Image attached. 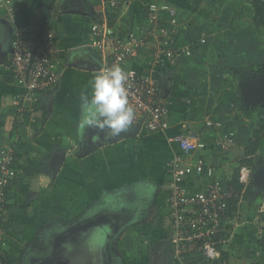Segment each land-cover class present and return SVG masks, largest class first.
<instances>
[{
  "label": "crops",
  "instance_id": "1",
  "mask_svg": "<svg viewBox=\"0 0 264 264\" xmlns=\"http://www.w3.org/2000/svg\"><path fill=\"white\" fill-rule=\"evenodd\" d=\"M151 1L165 2L175 9L178 44L187 42V33V37L196 36L191 25L197 18L218 9L212 0H121L115 9L102 0H15L11 16L0 10V144L13 146L17 170L8 186L0 221L8 264H32L49 255L55 242L85 238L86 233L91 234L88 243L92 250L99 251L93 264H174L169 224L162 217L167 216V166L177 150L169 137L187 129L203 130L204 148L195 150L193 157L204 158L209 176L191 179L190 186L197 190L209 178L223 179L220 168L228 163L223 159L219 162L220 148L215 141L230 128L225 119L232 116L226 114V107L224 114L220 113V105L211 104L202 94L204 78L193 77L192 71L199 64L190 65L195 60L184 64L187 58H181L174 67L152 73L168 104L170 125L166 130L147 131L139 122L127 130L135 132L130 135L111 136L108 130L96 128L78 131L80 96L90 93L89 81L102 60V54L89 44L90 25L104 19L108 25L110 19L109 29L125 34L146 22L145 6ZM199 10L206 14H198ZM23 24L29 28L30 40L37 39L43 25L55 36L59 81L52 89L27 93L13 82L8 67L10 39L14 27ZM203 55L206 51L199 57ZM148 56L142 51L128 64L146 71ZM211 57L217 60L214 54ZM196 62L201 66L214 64ZM205 71L208 73L203 76L216 77L213 74L219 67L209 65ZM206 121L212 124L206 125ZM243 168L252 171L247 164ZM257 186H250L253 197L264 189ZM242 191L244 188L240 200L246 199ZM235 201L222 233L228 236L232 219L237 218L240 225L222 246V252L229 255L227 264H264V212L257 213L256 208L253 214H245L241 202ZM92 234L96 241H91Z\"/></svg>",
  "mask_w": 264,
  "mask_h": 264
},
{
  "label": "built area",
  "instance_id": "2",
  "mask_svg": "<svg viewBox=\"0 0 264 264\" xmlns=\"http://www.w3.org/2000/svg\"><path fill=\"white\" fill-rule=\"evenodd\" d=\"M106 1L117 7L121 0ZM15 0H0V10L12 15ZM146 22L137 29L120 34L111 31L106 20L90 25V46L102 54L98 72L119 65L127 75L125 86L130 105L134 109L132 125L142 122L147 131H164L169 123V109L161 96L154 71L174 67L182 58L192 55L190 43L178 44L180 34L176 11L165 2L146 4ZM204 42V38H200ZM142 51L149 53L146 71L139 72L128 63ZM59 49L54 34L45 25L35 40L29 39V28L15 26L10 39L8 67L13 82L24 92H43L54 88L59 81ZM206 121V125H211ZM203 130L187 129L169 137L177 145L167 166L164 205L168 216L169 243L174 264H210L222 255V246L231 239L233 230L240 225L232 220V232L222 235L227 224L230 200L240 202V192L226 185L222 178H209L197 190L190 180L209 176L204 158L193 157L197 149L204 148ZM233 137L225 135L216 139L215 145L227 149ZM17 175L13 146L0 144V221L5 211L8 186ZM250 169H240L239 182L246 185ZM243 193V191L241 192ZM264 212V199L257 213ZM3 252L0 238V255ZM199 256V258H198Z\"/></svg>",
  "mask_w": 264,
  "mask_h": 264
},
{
  "label": "rangeland",
  "instance_id": "3",
  "mask_svg": "<svg viewBox=\"0 0 264 264\" xmlns=\"http://www.w3.org/2000/svg\"><path fill=\"white\" fill-rule=\"evenodd\" d=\"M212 1V6H218V9H216L215 12L212 11L208 13L206 11L207 14L203 10H199L198 14L201 11V13L206 14V17L201 16L199 17L200 19L197 18V22L191 25V31H194V35L196 36L187 37L189 34H185V39H190L192 41L194 54L193 56L191 55V57L189 56V58L184 60V64H189L191 60L195 61H192L190 65L196 66V64H199V66L192 68V71L195 73L193 74L195 75L193 77L198 78L201 76L202 79L204 78V83L202 86H200L201 91H204L202 94L206 95V97L211 100V104L215 102L217 105H220V108H222L219 111L220 113L224 114V108L226 107V114H228V116L234 117L233 119L232 117H229L228 121L225 119V122H228L225 124V126L230 128H227L228 130L225 129L222 135L223 137L225 135L229 136L231 133L235 143H233L230 148L224 150L219 149L220 153L218 154L219 162L220 159H223V162L228 163L224 168H220L222 173L225 175H223V179L225 180L227 177L229 178L231 176L234 168L238 165L237 160L242 156L244 146L247 144L248 139L253 137V130L256 126L257 118L264 113V111L261 109H257L253 112L243 113L239 98L241 97V82L245 81V78H241L240 82V78L237 77V74L231 69L227 68V65L236 63L239 65L244 64L257 66L261 62H264V37H262L264 35H259L257 38L254 36L255 31L252 28V19L254 16L251 5L252 0ZM208 5H210V2ZM215 18H218L217 21L219 23L215 21ZM191 31L189 30L190 33ZM198 35L199 39H196ZM200 38H204L205 42L198 41ZM222 50H224L225 53H223L221 57L217 56V54H219ZM204 51H206V55L199 57L201 53H204ZM213 54L214 57L217 58L216 61H214L213 57H211ZM148 57L145 59L146 62ZM197 60H204L205 62L210 61V63L212 62L214 64L205 63L201 66L199 62H196ZM209 65L219 67V72H214L215 74H213L216 77H213L211 74H206L203 76V73H208L205 71V69ZM144 67H146L145 63ZM171 70L172 68L169 70V72ZM237 85H240L239 88L236 87ZM210 108L211 107L208 106L207 110L211 112ZM208 115L210 116V113H208ZM9 128L10 127L5 129L8 130ZM255 154H264V133L260 138V142ZM253 173L254 169H252L250 172V176L246 185L248 184L250 186H257V184L253 181V175H251ZM261 198L262 197H258V195L257 197L252 196L251 200L241 198L240 204L243 213L253 214L256 208H258V202L261 200ZM247 202H249V205ZM157 208H160V206L156 207V209ZM165 209L166 206L164 207V210ZM161 210L162 209H159L158 213H160ZM240 215L243 214L241 213ZM157 216L159 217L160 215L157 214ZM162 217L164 218V222L167 224L169 221L167 216ZM111 232L113 231L111 230ZM113 235L114 232L111 234V236ZM127 248L130 249L129 247Z\"/></svg>",
  "mask_w": 264,
  "mask_h": 264
},
{
  "label": "clouds",
  "instance_id": "4",
  "mask_svg": "<svg viewBox=\"0 0 264 264\" xmlns=\"http://www.w3.org/2000/svg\"><path fill=\"white\" fill-rule=\"evenodd\" d=\"M126 80L127 75L119 65L94 74L89 81L90 93L80 96L78 131L96 128L118 136L131 127L134 109L129 103Z\"/></svg>",
  "mask_w": 264,
  "mask_h": 264
},
{
  "label": "trees",
  "instance_id": "5",
  "mask_svg": "<svg viewBox=\"0 0 264 264\" xmlns=\"http://www.w3.org/2000/svg\"><path fill=\"white\" fill-rule=\"evenodd\" d=\"M251 5L253 8V12H254V16L252 19L253 20V27L252 28L255 31L254 36L257 38V37H259V35H264V0H252ZM111 8L115 9L116 7H111ZM109 17L111 18L110 15H109ZM94 20H96V19H94ZM217 20H218V18H215V21L217 23H219ZM107 23H108V25H109V23L112 24V20L109 19L107 21ZM262 37H264V36H262ZM187 42L190 43L192 50H194V48L192 47V44H191L192 41L190 39H187ZM144 52H146V51H144ZM186 58H188V57H186ZM227 67H229V69H231L232 71H234L237 74V77L240 78V82H241V78L243 79V76H246L249 73H252V74L264 73V62H261L257 66L244 65V64L239 65V64L235 63L233 66L227 65ZM135 68L139 72L144 70L142 67H138L137 65H135ZM239 86L240 85H237L236 87L239 88ZM239 101H240L241 110L243 111V113L253 112L257 109H261L262 111H264V107H262L260 105L255 106V107L245 105L243 103L241 97L239 98ZM263 133H264V113L257 118L256 126L253 130V137L249 138L247 144L244 146L243 154L237 160L238 165L234 168V171L231 174V176L229 178H226V180H225L226 185L230 188H233L237 192H240L241 189L244 188L243 196L246 199H248L249 195H251V197H252L253 193L250 189V185H248V184L243 185L241 182H239V179H238L239 169H241V166L246 165V164L249 165L251 167V169H255L258 166L264 165L263 155L262 154H257V155L255 154L256 149H257L259 142H260V138L262 137ZM221 136H223V135H221ZM243 186H245V187H243ZM263 196H264V189L258 194V197H263ZM230 202L231 203H229L228 211L231 207H232L231 208V210H232L233 207L236 205L235 199L230 200ZM232 204H234V205L232 206ZM5 206H6V203H5ZM198 258H199V256H198ZM228 258H229V255L227 254V252L223 251L222 255L219 257V259L211 262L210 264H227ZM8 262L9 261L6 258V255L3 254V252H2L0 255V264H8Z\"/></svg>",
  "mask_w": 264,
  "mask_h": 264
},
{
  "label": "water",
  "instance_id": "6",
  "mask_svg": "<svg viewBox=\"0 0 264 264\" xmlns=\"http://www.w3.org/2000/svg\"><path fill=\"white\" fill-rule=\"evenodd\" d=\"M241 98L247 106H262L264 107V73L251 74L250 77H246L245 81L241 82ZM139 129V126L137 127ZM138 131V130H137ZM124 133L130 135L135 132L124 131ZM119 134V135H120ZM253 175V181L258 185L257 189L264 187V165L258 166ZM263 186H259V185ZM85 238L72 237L68 241L57 239L59 242H55L50 254L36 259L32 264H93L94 257L99 258V251L96 253L88 243V238L91 234H84ZM91 241H96L95 236L92 234Z\"/></svg>",
  "mask_w": 264,
  "mask_h": 264
},
{
  "label": "flooded vegetation",
  "instance_id": "7",
  "mask_svg": "<svg viewBox=\"0 0 264 264\" xmlns=\"http://www.w3.org/2000/svg\"><path fill=\"white\" fill-rule=\"evenodd\" d=\"M251 74H252V73H249L248 75H246V76H243V78H246V77L248 78V77H250V76H251Z\"/></svg>",
  "mask_w": 264,
  "mask_h": 264
}]
</instances>
